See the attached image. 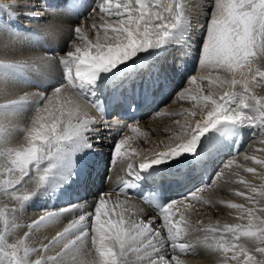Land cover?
<instances>
[{"label": "snow or ice", "instance_id": "1", "mask_svg": "<svg viewBox=\"0 0 264 264\" xmlns=\"http://www.w3.org/2000/svg\"><path fill=\"white\" fill-rule=\"evenodd\" d=\"M207 6L206 21L197 22L193 29L200 33L198 39L189 41L185 35L187 29L193 28L190 15L184 30L175 33L177 38L184 37L180 40L183 50L172 64L150 61L140 67L137 61L143 54L163 50L167 43L174 42L170 38L185 20L181 0L167 3L162 0H96L94 10L86 18L92 21L90 28L96 32L95 39L87 37L82 25L69 26V32L77 39L68 42L63 54L45 52L35 59L0 62V72H19L29 68L39 71L41 66L57 64L63 70V82L51 90V95L25 93L17 99L0 103V109H14L26 103L31 95L43 97V107L36 108L30 126L23 129V144L9 146L0 130V168L8 197V202L0 210L4 225L0 231V264H185L181 255H194L197 245L223 257L220 264H264V174L259 177V184L243 178L233 181L225 169H231L234 161L217 171L212 184L217 185L223 179V187H230L233 183L241 186L242 190H236L234 194L246 204L220 201L237 211L238 222L209 224L197 230L204 233L202 239L197 237L192 242H184L190 231L184 215L193 207L185 201L210 203L202 196L211 187L209 184L187 197L156 205V215L144 218H138L141 215L139 210L129 212L133 205L127 198L117 200L109 207L111 198L102 192L91 204L81 201L61 209L43 210L38 219L26 225L29 231L15 239L9 238L10 230L23 227L18 220L25 213V203L40 193L50 178H55L59 184L74 175L87 186L91 179V165L87 160L74 173L67 169L77 152L93 147L90 137L100 131L95 127L97 124L121 130L127 126L132 132H139L138 127L125 125L118 119L107 122L102 99L92 101V107L99 113L98 118L82 114L79 104L69 107L72 102L66 99V94L78 91L85 100L89 99L83 88L90 85L98 89L101 74L118 73L133 67L135 70L129 79L107 85L119 92L132 82H136L138 88L162 87L170 73L180 71V64L189 54L205 70V74L190 76L187 86L176 93L179 100L196 102L191 110H186L187 119L180 124L179 134L170 137L162 151L142 157L138 170L134 162L124 160L128 177L122 180L124 189L133 186L129 177L137 176L140 171L167 164L185 154L195 155L201 136L221 123L252 126L264 135V95L256 91L264 89V68L253 66L256 50L264 55V0H208ZM2 10L13 17L40 14L36 12V0H9L3 4ZM10 23L6 17L0 16V35L13 40L25 39L24 35L14 31L8 34ZM60 25L54 19L43 31L45 35L52 34ZM214 89L222 90V94ZM91 95L95 96L96 92ZM155 114L158 115L159 111ZM198 115L200 118L196 119ZM131 139L124 135L116 140L110 164L118 158L136 155L134 149L129 152L125 148ZM255 163L264 168V159H257ZM245 170L256 173L255 168ZM22 184L27 185L23 192L18 188ZM181 205L184 211H180ZM77 212L80 214L76 215ZM178 212L180 219H176ZM66 214H71L72 218ZM62 218L67 220L66 224ZM48 226L52 227L54 234L32 243L31 230L41 227L47 230ZM242 238L250 240L252 245L240 243Z\"/></svg>", "mask_w": 264, "mask_h": 264}, {"label": "bare ground", "instance_id": "2", "mask_svg": "<svg viewBox=\"0 0 264 264\" xmlns=\"http://www.w3.org/2000/svg\"><path fill=\"white\" fill-rule=\"evenodd\" d=\"M56 1L58 2V0H49L48 2H46L47 4H44L43 2H41V0H36V12L40 13L39 15H34L30 13L29 16L21 15L19 17H15V21L17 23H15L14 28L13 26H11L12 24L10 23V28L8 29L9 35L13 31L16 32L17 25L19 23L30 26V28L26 32H19V31L16 32L26 37L25 40L27 41L26 43L27 46L25 45L26 48H24L21 45V49L26 50V55H22L21 57L14 56L12 58L13 62L19 61L22 58H26V59L28 57L30 58L31 55L32 57L34 56V58L31 57L32 59L39 58L43 56L45 52L53 54L55 53L53 51H56L63 54L65 51H67L68 42L77 39L74 33L69 32V26L75 27L78 24L82 25L87 34V37L88 38L91 37V39H93L92 34L95 31L90 28L92 21L90 19L86 20V18L94 10L96 6V0H87L86 3H82V4L79 3L78 0H73L75 1L74 7H69V8L64 5L65 0H63L62 3H58V5L54 6L53 4ZM191 1L192 0H181V3L184 5V9H185V20L182 22L181 25H179L174 30L173 39L175 40L180 41L181 39L184 38L183 36L177 38L175 36V33L184 30V26L187 24L186 20L190 13H193L192 15L194 16L193 18L194 24L192 29L186 30L185 35L189 41H194L198 39L200 36V33L194 31L193 29L197 22H203L206 11L201 12L202 10H198V9L206 10L208 8L207 6L208 1L206 0H194L193 2ZM20 2H23V0H20ZM7 3H9V0H0V5ZM194 3L196 6H198L197 7L198 9H196V7L193 8L192 5H194ZM188 8L189 10H187ZM0 16H4L10 22H12V19H10V15L6 14V12L2 10V7H0ZM54 19H56L61 25L57 27V30L54 33L45 35L43 30L45 28H48L54 22ZM96 22L97 24L100 23L99 18H97ZM94 35L96 36V32ZM20 40L24 41L23 38H20L18 40H13L11 37H5L0 35V57L1 58L8 57L2 54V51H4L5 47L8 48L13 47L16 50L17 49L19 50L20 49L19 44L21 43V42L19 43ZM167 47L169 49H167L164 53L160 55V59L154 60L155 62L162 61L163 60L162 58H167L164 59L165 60L164 62H168L169 64H172L175 61V59L178 58L179 51L176 49L174 44L172 42L167 43ZM256 51H257V55L253 57L254 60L253 66L264 68V55H261L259 53V49H257ZM144 55H149V53L143 54V56ZM185 58H186L185 59L186 68H183L185 67L183 63L180 64V69L184 70L183 73L189 69V65L193 60L192 54H189ZM37 63H40L38 59H37ZM62 72L63 70L58 64L53 65L52 67L41 66L39 68V71L26 69L19 72L17 71L4 72V74H0V91H2L0 94V103H4L8 100H12L9 98L10 97L9 95L12 94H14V97L11 96L13 99L19 98L20 96L15 95V93L18 92L20 93V91H26L27 93L29 92V94H34L36 92L43 93L46 89H44V91L40 90L42 88H38V86H42L44 84L47 85V90L44 94L51 95V90L57 86L56 82L58 81L59 83L63 82ZM187 75L184 74V76L186 77ZM26 76H29L32 82L26 81L27 80L25 78ZM102 77H106V76L102 75ZM237 78H240L239 73H237ZM169 79L173 80L171 79V77ZM36 87L38 89H35ZM179 89H180L179 91H182L180 87ZM34 90L35 92H33ZM214 91H217L218 94H222V90L214 89ZM256 91L257 94L264 95V89H257ZM40 97L41 96L31 95L30 99L26 103L18 106L20 109H18V107L14 109L13 108L0 109V129L2 130L4 141L10 143L9 146L15 147L20 145L21 144L20 142L24 141L25 133L22 132V130L26 126H30V122H31L30 118H32L35 112V110L31 112V109H33L36 106L37 108L38 106L43 107V104L38 105L40 102L38 104L36 103V101ZM111 97L110 98L107 97L105 101L103 99V101L105 102L104 105L111 106L112 104L111 101H113ZM66 99L72 102L71 104H69V107L75 104L81 105L82 114L86 113L88 115L89 110L92 108L91 107L92 105L88 103V101L86 102L85 99L80 98L77 95L76 91H71L67 93ZM63 102L64 101H62V103ZM195 103H196L195 101L188 102V99H185V101L182 102L181 100L177 99L176 94H174L173 96L168 97L167 99H165V101L157 105L155 111L150 115V118H147L146 122L144 120L142 121V119L148 115L145 113L143 114L144 117L138 123H132L135 127L139 128V132H132L131 129H129L127 126L125 127L126 129L123 130L122 133L115 132V134L112 136L111 142L115 144L117 139H120L122 136L127 135L132 138L131 139L132 141L133 139L139 141L140 143L138 145H143L142 147L144 149L143 148L142 149L144 150V152L138 150L137 151V153L139 152L138 155L132 157H125L121 161H119L118 159L117 161L115 160L114 163H112L113 162L112 161L111 164L107 167L106 174L108 176V179L105 182V184H103L104 187L103 192L106 193L107 196L111 198L109 207H111L112 204H115L117 200L124 201L127 198L122 195L112 193V191L110 190V187L125 172L126 164H124V160H128L129 162H134L136 165H139L141 162H143L142 157H150L153 152L162 151L163 146L170 142L169 138L179 134L180 124H182L187 119L186 110H191L195 105ZM157 111H159L158 115L155 114V112ZM172 114H175L176 117L172 118L171 117ZM22 116L24 117L28 116V117L25 118L26 120L25 119L23 120L24 117L22 118ZM97 116L99 117V113L97 114ZM199 118L200 116L198 115L196 119ZM127 124L130 123H125V125ZM229 126L230 125L228 123H221L217 125L215 128L210 129L208 132L204 133L203 136H201L200 138L199 146L197 148L195 155L185 154L184 156L178 158L177 160L170 161L169 163L164 164L167 169H174V168L182 169L189 167L191 160L199 159L200 161H204L208 159L209 154L210 155H213L214 153L219 154L221 151H224L222 158L220 159L221 161L217 165H216L217 162H214V165L212 163V167L213 166L215 167L213 169L214 171L211 172L212 178L208 181V184L211 185V187L206 189L205 192L202 194L203 199L209 200L210 203L205 204L197 201H191V202L185 201V204L191 203L193 206L191 209H188L185 212V214H187L192 219L193 224H188L190 231L188 232L187 237L184 239V242H192L197 237H200L202 239L204 233L202 231H197V230L203 229L207 227L209 224L218 223L222 225L225 223L238 222L236 219L238 215L237 211L235 209L229 208L227 206V203H220V201H226V202L230 201L232 203L246 204V201H244L240 197L235 196L234 194L236 190H242L241 186L233 183L230 187H223L222 186L224 183L223 179H221L217 185L212 184L213 177L216 175L217 171L221 170L223 165H225L229 161H234L233 167L231 169H225L226 175H231L233 181L243 178L249 181L250 183H255V184L261 183L259 177L262 174H264V168H262L260 165L255 163V160L264 159V135H261L260 132L257 131V129L252 126H248L244 124H234V128L232 131L229 128ZM97 128L100 129L101 133H104L105 137H110V136H106L105 132H102L103 129L100 128V126ZM250 133H252L253 135H251ZM233 134L235 135L234 138L232 139L234 145L230 146V144L228 143L232 137L231 135ZM12 137L15 138L16 140H14ZM93 144L97 147L99 146V143L95 142ZM220 144H222V146H220ZM132 150L133 149H131L130 151ZM229 154L230 156L226 158L227 155ZM246 156L250 157V159L245 160L244 157ZM0 162H2V159L0 160ZM71 164L72 163L70 159L67 169L69 173L74 171V165ZM249 167L255 168L256 173L253 174L247 172L245 169ZM0 173L2 174L1 176L3 177V178L1 177L0 179V186L2 185L0 187V210H2L3 205L8 202V197L5 195V192L2 190V187H4L2 182L3 179L5 178L2 168H0ZM213 173L215 174L213 175ZM67 182L68 180H65L63 183H59V184L63 185L66 184ZM54 183L55 184L57 183L56 179L50 178V180L46 184L47 185L46 189L48 191L44 190L43 192L42 190L40 193L34 195L35 197L31 201L32 205L40 202V199H42L46 194L48 195L52 193L49 188L52 185H54ZM208 184L205 183L204 181H200L197 183V187L194 190H197L201 188L203 185H208ZM19 188H21L20 191L23 192L26 190L27 185H21L19 186ZM99 193H102L100 189H97L96 191H92V193L89 196H87L86 199L81 201H87L89 204H91L92 200ZM183 197H187V195L182 197L178 196L177 198H173L170 201ZM127 199L133 205V207L129 209V212L135 213L138 210L140 211L141 215L138 218H144L146 216L156 215L153 214V212H151L149 207L143 204L138 198L132 197ZM81 201L80 200H78L77 202L71 201L69 203H65V205H61V206L59 205L57 207L52 206L53 203L52 201H50L47 202L48 203L47 207H53V209H61L69 205H75ZM9 207H11V205H9ZM125 207H127V205H125ZM43 210L46 209L33 211L30 208L28 209L24 207L25 213L18 220V223L20 224L21 222H24L25 227H22L20 229H13L14 231L11 230L9 232V238L15 239L17 238V236H22L23 232L28 230L26 225L28 223H31L32 220L38 219L39 216L43 214ZM116 210L119 211L120 209H116ZM180 211H184L183 205L180 206ZM214 212L217 213L215 214ZM79 214H80L79 212L76 213V215ZM66 215H68L69 219L72 218L71 214H66ZM214 215L215 217L213 218ZM189 217L187 219H189ZM176 219H180V215L178 213ZM62 221L63 224L67 223V220H64L63 218ZM190 222L191 221H188V223ZM63 224L61 226H63ZM3 227H4L3 220L1 219L0 231H3ZM50 234H54L51 226H48L47 230L44 227H41L39 229L34 228L31 230V234H30L31 242L36 243L38 240H43L45 236H48V238H50ZM240 243H243L245 244V246H249V247L252 245V242L247 238H242ZM194 251H195L194 255H181V259L185 262V264H220V260L223 259V257H221L218 253L211 251L210 249L204 247L203 245H197Z\"/></svg>", "mask_w": 264, "mask_h": 264}, {"label": "rangeland", "instance_id": "3", "mask_svg": "<svg viewBox=\"0 0 264 264\" xmlns=\"http://www.w3.org/2000/svg\"><path fill=\"white\" fill-rule=\"evenodd\" d=\"M194 0H192L191 2H193ZM206 1H208V0H206ZM42 2V1H41ZM162 2H164V3H167V2H170V0H162ZM37 4H39V3H37ZM47 4V3H46ZM193 6V8H195L196 7V9H198L197 7L198 6H196L195 5V3H194V5H192ZM200 8H202V7H200ZM89 10V9H88ZM187 10H189V8L187 9ZM198 10H202L201 12H205L206 11V14H205V16H204V19H203V22L204 21H206V19H207V12H208V8L206 9V10H203V9H198ZM191 11H193V10H191ZM189 14V13H188ZM193 13H190L189 15H190V17H191V20H192V24H194L193 22H194V20H193V18H194V16L192 15ZM192 15V16H191ZM29 16V15H28ZM170 19H171V17H170ZM12 22H16L15 21V17H13V19H12ZM11 22V26H13V28L15 27V23H12ZM17 23V22H16ZM186 23H188V20H186ZM12 28V29H13ZM95 32H93V34H92V36H93V39H95ZM26 38V37H25ZM89 39H91V37L89 38ZM170 39H172L174 42H172L173 44L175 43V41L176 42H180V41H178V40H175V39H173V37H171ZM21 42V43H20ZM19 50L17 49H14L13 47H5V49H4V51H2V54L3 55H6V56H8V57H5V58H1L0 57V62H3V60H4V62H7V61H9V62H13L12 61V58L14 57V56H22V55H26V50H22L21 49V45H22V47H24V48H26V46H27V41L24 39V41L23 40H20L19 41ZM26 45V46H25ZM166 47H167V45H166ZM170 47V46H169ZM167 49H169L168 47L166 48V49H163V50H160V52H161V54L162 53H164ZM183 49H181V51H182ZM7 51V52H6ZM10 51V52H9ZM181 51H179V53L181 52ZM55 53H56V51H55ZM55 53H53V55L55 54ZM14 54V55H13ZM29 54V53H28ZM169 54V53H168ZM164 55V54H163ZM30 56V55H29ZM147 56H152V52L151 53H149V55H142L141 57L143 58V57H146L145 59L147 60ZM31 57H32V55H31ZM27 58V59H32V58H34V56L32 57V58ZM152 57H154V56H152ZM165 57V56H164ZM6 59V60H5ZM11 59V60H10ZM22 59H26V58H22ZM21 59V60H22ZM163 60L162 61H165L164 59H167V58H162ZM156 60V59H155ZM154 61V60H153ZM192 61H194V60H192ZM16 62V61H15ZM149 62V61H148ZM192 64V62L190 63V65ZM147 65V64H146ZM195 66H197V68L194 70V71H192V73H190V74H186L185 72H187L188 73V71H189V69L187 70V71H185L183 74H185V75H187V77L185 76L184 77V79H183V82L180 84V85H176L175 87H176V92H174V93H172L170 96H173L174 94H176L180 89H179V87L183 90L186 86H187V80H188V78L190 77V76H193V75H202V74H205V70H204V66H202V65H199V63L196 61L195 62V64H194ZM182 67V66H181ZM29 69H31V68H29ZM29 69H27V70H29ZM26 70V69H25ZM7 70H4V71H2V72H0V74H4V72H6ZM35 71V70H34ZM63 73V72H62ZM120 73V72H119ZM173 73V75H174V77H175V75L177 76L178 74V72H172ZM172 73H170L169 74V77H168V79L172 76L173 77V75H172ZM112 74V75H111ZM102 75V74H101ZM103 75H105L106 76V74H103ZM114 75V73H110L109 74V76L108 77H110V76H113ZM119 75V74H118ZM120 81H121V77H120ZM57 83V84H56ZM55 84L56 85H58L59 84V81L58 82H56ZM204 83L206 84L207 83V81H204ZM193 87H195V86H193ZM177 88H178V90H177ZM35 89H38L37 87L35 88ZM46 90H47V88H46ZM46 90L43 92V94L46 92ZM1 92L2 91H0V94H1ZM33 92H35V90L33 91ZM25 93H27L26 91H20V93L18 92V93H15V95H19V96H22L21 94H25ZM27 94H29V92L27 93ZM10 97V99H13L12 97H14V94H12V95H9ZM12 96V97H11ZM169 96V97H170ZM99 99H101V98H99ZM88 101V103H90V100H86V102ZM182 102L183 101H185V100H181ZM191 100H188V102H190ZM42 102H43V98L41 99V102L38 104V105H41L42 104ZM37 105V104H36ZM39 107V106H38ZM92 107V106H91ZM36 108H37V106L36 107H34L33 109H31V112L33 111V110H36ZM153 113V112H152ZM151 112L150 113H148V115L147 116H145V118H143L142 119V121L144 120L145 122H146V120H147V118H150V115L152 114ZM92 114V115H91ZM97 111H96V109H94L93 107L89 110V112H88V115L89 116H94V117H97L98 118V116H97ZM24 116H22V118H23ZM28 117V116H27ZM27 117H24L23 118V120L25 119V118H27ZM171 117L172 118H174V117H176V115L175 114H172L171 115ZM31 119V118H30ZM26 120V119H25ZM110 120V119H109ZM106 121H108V119H106ZM100 126V128H102L103 129V131H106V130H108V131H106L105 132V134H106V136H110L109 135V133H110V130L108 129V127H101V125H96L95 127H99ZM113 127H115V126H113ZM126 127V126H125ZM123 128L122 130L121 129H117L116 127V132H119V133H122L123 132V130H125L126 128ZM24 128V127H23ZM115 128H113V129H115ZM21 129H22V126H21ZM1 130V129H0ZM22 132H23V130H22ZM251 135H253L252 133H250ZM121 135V134H120ZM25 136V135H24ZM11 137V136H10ZM13 138V137H12ZM11 138V139H12ZM107 138V137H106ZM14 140H16L15 138H13ZM135 141V142H134ZM25 141H22V142H20L21 144L22 143H24ZM134 143V144H133ZM136 143H137V145H136ZM140 142L139 141H136V140H134L133 139V141L132 140H130L129 141V143H128V145H126V149L129 151V152H131L130 150L131 149H134L135 150V152H136V155H138L139 154V152L137 153V151L139 150V151H141V152H144V148L142 147L143 145H138ZM18 144V143H17ZM132 144V145H131ZM114 145V144H113ZM133 148H132V147ZM136 146V147H135ZM231 146V145H230ZM143 148V149H142ZM231 153V152H230ZM230 156V154L229 155H227V157L226 158H228ZM2 158H0V160H1ZM127 159V158H126ZM2 174L0 173V179H1V176ZM3 178V177H2ZM22 185H24V184H22ZM2 186V185H1ZM0 186V187H1ZM21 186V185H20ZM196 187H197V184L196 185H194L193 186V188L190 190V191H188V193H191V192H193V190L194 189H196ZM18 188H19V186H18ZM19 189H21V188H19ZM2 190L4 191V187H2ZM100 191H104V187L102 186L101 187V189H100ZM182 197V196H181ZM25 208H28V205L26 204L25 205ZM200 209V208H199ZM215 211V210H214ZM215 214L217 213V212H214ZM213 213V214H214ZM178 214H179V212H178ZM186 216H188L187 214H185L184 215V219H185V217ZM189 217V216H188ZM188 217H186V220H187V222L188 221H191L190 223H188V224H193V221H192V219L189 217V219H187ZM215 217V215L213 216V218ZM191 219V220H190ZM0 224H1V219H0ZM23 227H25V223L24 222H21L20 223ZM203 228V227H202ZM11 231V230H10ZM12 231H14L13 229H12ZM28 231V230H27ZM13 235V234H12Z\"/></svg>", "mask_w": 264, "mask_h": 264}]
</instances>
